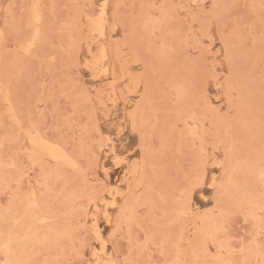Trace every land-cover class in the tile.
<instances>
[{
  "label": "rangeland",
  "instance_id": "374dc122",
  "mask_svg": "<svg viewBox=\"0 0 264 264\" xmlns=\"http://www.w3.org/2000/svg\"><path fill=\"white\" fill-rule=\"evenodd\" d=\"M0 264H264V0H0Z\"/></svg>",
  "mask_w": 264,
  "mask_h": 264
}]
</instances>
